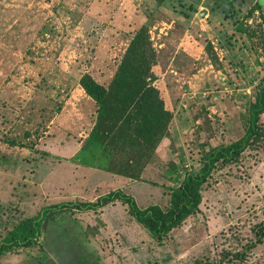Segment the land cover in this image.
<instances>
[{"label": "rangeland", "instance_id": "1", "mask_svg": "<svg viewBox=\"0 0 264 264\" xmlns=\"http://www.w3.org/2000/svg\"><path fill=\"white\" fill-rule=\"evenodd\" d=\"M255 2L0 0V241L45 207L95 202L115 190L141 209L165 208L169 189L197 169L210 148L242 137L247 97L264 81V51L258 35L235 28H257V12L245 19ZM190 3L196 12L186 20L180 13ZM142 26L156 52L152 86L173 119L144 171L148 182L133 183L97 171L100 177L70 159L96 110L78 87L80 75L108 84ZM260 124L264 128V114ZM260 224L264 150L252 146L237 161L217 166L199 211L161 242L115 201L96 211L50 214L39 243L1 256L0 264H264V235L256 243L254 234ZM241 252V261L229 262Z\"/></svg>", "mask_w": 264, "mask_h": 264}, {"label": "trees", "instance_id": "2", "mask_svg": "<svg viewBox=\"0 0 264 264\" xmlns=\"http://www.w3.org/2000/svg\"><path fill=\"white\" fill-rule=\"evenodd\" d=\"M167 1L169 0H155L157 6ZM194 6V3H190L180 15L189 19L196 12ZM204 7H207L206 3ZM255 12L259 14L255 30L242 24H237L235 30L249 38L258 35L259 45L264 51V0H256L245 19ZM221 47L225 49V45L221 44ZM206 51L210 54V60L215 59L216 54L209 44ZM156 61V52L149 40L147 26H142L130 36L127 48L108 84L98 82L88 72L80 75L78 85L94 103L96 110L93 127L72 157L74 164L136 182H148L143 176L144 171L154 162L162 141L169 137V124L173 119V114L165 108L159 91L152 86V67ZM262 114L264 81H260L247 97L243 136L228 145L210 148L203 155L197 169L186 172L181 179L176 175L180 181L169 189L168 205L165 208L151 205L141 209L132 197L121 190L100 196L95 202L54 204L43 208L36 217L21 220L9 230L0 241V257L37 245L44 220L58 210L96 211L115 201L125 204L132 219L161 242L199 211L204 185L218 165L237 161L241 153L252 146L262 147L264 150V128L260 124ZM176 170L177 167L173 164L172 171ZM149 184L158 186L151 182ZM254 234L256 243L260 242L264 235V224L256 226ZM247 247L249 246H245L246 249ZM243 255L244 252L236 253L229 262L241 261Z\"/></svg>", "mask_w": 264, "mask_h": 264}, {"label": "crops", "instance_id": "3", "mask_svg": "<svg viewBox=\"0 0 264 264\" xmlns=\"http://www.w3.org/2000/svg\"><path fill=\"white\" fill-rule=\"evenodd\" d=\"M78 87H79V85H78ZM79 89H81V88L79 87ZM81 90H82V89H81ZM82 91H83V90H82ZM84 96H85V98L89 99L85 94H84ZM89 101H90L91 103H93L90 99H89ZM92 127H93V125L91 126V128H92ZM91 128H90V130H91ZM86 137H87V136H86ZM86 137H85V138H86ZM85 138H84V139H85ZM84 139H83V140H84ZM83 140H82V141H83ZM82 141H81V143H82ZM80 146H81V145H80ZM76 153H77V152H76ZM76 153H75V154H76ZM75 154H74V155H75ZM74 155L71 156L70 163H71L72 165L78 167L79 165H76V164H74V163L71 161V160H72V157H73ZM79 167H82V166H79ZM83 168H85V169H91V168H86V167H83ZM91 170H93V172H95V174L99 175L100 177H101V176L104 177L102 174L100 175V174L98 173V172H101V173H104V172H102V171H98V170H95V169H91ZM97 171H98V172H97ZM104 174H108V173H104ZM108 175H111V174H108ZM112 176H113L114 178H118L117 176L111 175V177H112ZM123 179H124V178H123ZM126 180H128V179H126ZM128 181H130V180H128ZM131 182H132V181H131ZM133 183H138V182L133 181Z\"/></svg>", "mask_w": 264, "mask_h": 264}]
</instances>
